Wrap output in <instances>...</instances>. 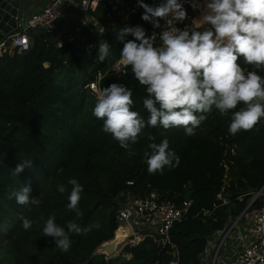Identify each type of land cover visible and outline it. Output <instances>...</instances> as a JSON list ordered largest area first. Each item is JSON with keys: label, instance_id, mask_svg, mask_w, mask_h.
<instances>
[{"label": "trees", "instance_id": "obj_1", "mask_svg": "<svg viewBox=\"0 0 264 264\" xmlns=\"http://www.w3.org/2000/svg\"><path fill=\"white\" fill-rule=\"evenodd\" d=\"M143 2L156 6L161 0ZM143 12L139 0L117 5L107 0L88 12L97 23L84 25L78 38L64 40L61 47L55 33L33 27L27 31L28 50L0 49V264H202L208 237L264 187V119L232 136L230 115L213 110L194 136H186L182 127H146L130 151L102 131L103 121L92 115L96 96L84 89L100 72L101 90L113 83L125 85L133 91L132 110L145 120L149 116L143 107L145 88L130 68L127 75L112 71L124 46L117 39L119 29L141 26L149 37L158 30L142 20ZM98 23L105 31L97 29ZM101 42L110 45L103 63L98 61ZM163 139L179 156V166L150 174L145 154L151 153V143ZM24 160L32 166L13 175ZM69 179L83 186L79 219L66 208L68 192L57 191L60 184L70 191ZM22 187L31 188L30 197L41 200L39 207L17 204L11 193ZM133 196L176 204L189 198L191 205L171 228V243L162 245L146 236L125 245L130 259H106L97 249L114 238L121 225L117 211ZM52 214L62 227L72 220L99 227L71 234V247L64 253L52 237L42 236L43 222ZM21 217L33 221L31 229L21 227Z\"/></svg>", "mask_w": 264, "mask_h": 264}, {"label": "clouds", "instance_id": "obj_2", "mask_svg": "<svg viewBox=\"0 0 264 264\" xmlns=\"http://www.w3.org/2000/svg\"><path fill=\"white\" fill-rule=\"evenodd\" d=\"M139 6L144 9L143 21L156 29L163 27L159 43L155 33L149 37L141 26L119 29L117 39L124 46L117 66L125 75L130 68L133 78L144 86L143 107L149 116L145 120L132 110L131 89L113 83L98 93L92 109V115L103 121L102 131L130 151L146 127H182L186 136H194L213 110L220 116L230 115L228 133L232 136L253 129L264 119V76L259 74L264 71V0H203L200 24L191 29L176 27L187 18L182 0H161L156 6L139 0ZM204 25L210 27L197 30ZM129 35L134 39L126 41ZM109 55L110 45L101 42L98 61L103 63ZM149 148L151 153L145 155L150 174L179 166L180 158L170 150L167 139ZM31 166V160H24L12 174L19 175ZM67 184L70 191L63 184L57 185V191L68 192L66 208L79 219L83 216L79 208L83 186L76 179ZM30 193V187H22L11 196L21 206L39 207L41 200ZM21 221L25 231L32 228L31 219L21 217ZM92 227L99 225L82 227L72 220L62 227L52 214L43 222L42 236L52 237L55 247L66 253L71 234H86Z\"/></svg>", "mask_w": 264, "mask_h": 264}, {"label": "built area", "instance_id": "obj_3", "mask_svg": "<svg viewBox=\"0 0 264 264\" xmlns=\"http://www.w3.org/2000/svg\"><path fill=\"white\" fill-rule=\"evenodd\" d=\"M104 1L107 0H50L42 11L33 12L26 21L19 22L17 29L8 34L0 43V49L4 51L16 48L20 51L28 50L31 46V39L27 31L33 27H42L55 33L58 39L57 46L61 47L64 40H74V32L81 30L84 25L91 22L88 12ZM108 1L113 5L121 3V0ZM182 3L187 11V18L178 23L176 27L191 29L196 21V13L203 11V0H182ZM194 3L199 6L194 8ZM160 22L163 26L164 21ZM162 30L163 27L154 32L157 43H159V32ZM112 71L119 76L124 73L118 68L117 62L113 65ZM102 77L101 72L97 73L84 84V89L97 97L101 91L99 82ZM257 201L261 203L257 204ZM190 205L189 198H185L181 204L159 203L153 198H141L140 196L129 198L127 204L120 208L117 214L121 220V227L123 223H126L129 229L136 228L137 231H133L132 236L126 241L120 242L113 253L104 252L106 259L120 255L130 259L131 255L123 251L125 245L137 243L146 236L155 237L162 245L171 243L170 230L177 221L185 217ZM216 239V244L212 245L214 253H210L211 249L209 250L208 264H264V187L253 193L245 209L230 218ZM207 241L209 242V237ZM228 241L233 247L231 256L220 257V253L223 254L227 249ZM175 263L172 261L171 264Z\"/></svg>", "mask_w": 264, "mask_h": 264}, {"label": "crops", "instance_id": "obj_4", "mask_svg": "<svg viewBox=\"0 0 264 264\" xmlns=\"http://www.w3.org/2000/svg\"><path fill=\"white\" fill-rule=\"evenodd\" d=\"M49 2H50V0H23V1H21V7H20V16H24L23 18L25 19V20H23V19H21V20H19V22H23V21H26L28 18H29V16L31 15V13H33V12H40V11H42L43 9H44V7L47 5V4H49ZM203 12V11H202ZM202 12H200V13H196L197 14V17H196V21H195V23L193 24V26H192V28H196V27H198L199 26V24H200V21H199V19L201 18V15H202ZM128 15V14H127ZM127 15H124L123 17H122V19H127ZM89 18L91 19V22H93V23H97L92 17H90L89 16ZM23 20V21H22ZM206 26H208V27H210V25H204V26H202L201 28H199V29H197V30H199V31H203V30H205L206 28ZM74 35H77L78 37L80 36V29L78 30V31H75L74 32ZM3 41V40H2ZM1 41V42H2ZM11 53H12V51L13 50H9ZM230 221V220H229ZM133 224V223H132ZM122 225V224H121ZM121 225L119 226V227H121ZM226 226V225H225ZM225 226H224V228H225ZM123 227H124V229H126V231L128 232H131L130 230H129V226L128 225H126V223H123ZM223 228V229H224ZM222 230V229H221ZM221 230L220 231H217V232H215V233H213V234H211L210 236H209V242L207 241V246L209 247H206V250H205V252H204V255H203V259H202V264H208L207 263V258H208V255H209V250H210V253H214V250H213V246L212 245H215L216 244V241H217V239H216V237H217V235L218 234H220V232H221ZM137 231V230H136ZM128 232V233H129ZM116 233V232H115ZM132 234L133 233H130V235H128L127 237H125V239H123V241H121V242H124V241H126L127 239H128V237H130V236H132ZM111 241H113V240H110V241H107V242H105V243H103V244H110V242ZM102 247H104L103 245H101ZM119 246V243L117 244V247ZM211 246V247H210ZM227 249L223 252V254L222 253H220V257H229V256H231V252H232V250H233V247H232V243L230 242V241H228V244H227V247H226Z\"/></svg>", "mask_w": 264, "mask_h": 264}, {"label": "water", "instance_id": "obj_5", "mask_svg": "<svg viewBox=\"0 0 264 264\" xmlns=\"http://www.w3.org/2000/svg\"><path fill=\"white\" fill-rule=\"evenodd\" d=\"M21 1L23 0H0V43L8 34L17 29L19 20H25L23 18L24 16L19 15L20 7L22 5ZM102 28L103 24L98 23L97 29L101 30ZM104 246L107 247L106 249L110 253H113L116 250L113 241Z\"/></svg>", "mask_w": 264, "mask_h": 264}, {"label": "bare ground", "instance_id": "obj_6", "mask_svg": "<svg viewBox=\"0 0 264 264\" xmlns=\"http://www.w3.org/2000/svg\"><path fill=\"white\" fill-rule=\"evenodd\" d=\"M128 232L126 231V229H124V227H120L119 229H117L116 231V237L115 239L113 240V244L115 247H117V244L120 243L121 241H123V239L125 237L128 236ZM107 245V244H106ZM107 247L104 246L103 248V252H106L107 254H111L110 252L107 251L106 249Z\"/></svg>", "mask_w": 264, "mask_h": 264}, {"label": "rangeland", "instance_id": "obj_7", "mask_svg": "<svg viewBox=\"0 0 264 264\" xmlns=\"http://www.w3.org/2000/svg\"><path fill=\"white\" fill-rule=\"evenodd\" d=\"M101 31H105V29L102 28ZM76 38H78L77 35H75V39H76ZM11 50H12V49H11ZM12 52H13V51H12ZM118 229H119V228H118ZM129 230H130L131 232L128 231V232H129L128 235H130V233H132L133 231H136V228H135L134 230H132V229H129ZM116 231H117V230H116ZM115 237H116V233H115V236H114L113 239H115ZM130 237H131V236H130ZM128 238H129V237H128ZM113 239H112V240H113ZM124 239H125V238H124ZM103 248H104V247L100 246V247L97 249V253H104V252H103ZM104 254H105V253H104Z\"/></svg>", "mask_w": 264, "mask_h": 264}]
</instances>
